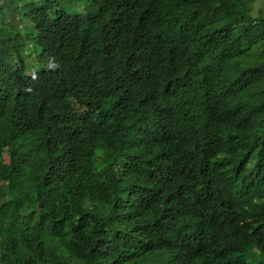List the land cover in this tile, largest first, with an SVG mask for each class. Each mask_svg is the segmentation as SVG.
Instances as JSON below:
<instances>
[{"label": "trees", "instance_id": "1", "mask_svg": "<svg viewBox=\"0 0 264 264\" xmlns=\"http://www.w3.org/2000/svg\"><path fill=\"white\" fill-rule=\"evenodd\" d=\"M0 264H264V0H0Z\"/></svg>", "mask_w": 264, "mask_h": 264}, {"label": "rangeland", "instance_id": "2", "mask_svg": "<svg viewBox=\"0 0 264 264\" xmlns=\"http://www.w3.org/2000/svg\"><path fill=\"white\" fill-rule=\"evenodd\" d=\"M83 7L84 6L78 7L76 9V11H80ZM19 24H20V26L25 27V28H23V31L22 32L25 35L28 43H30L31 46H36L37 49H38V51H40V46L38 45V42H37L36 32H35V29H34V25L30 23L29 24V28H26V26H27L28 23L20 22ZM27 68L29 70V73H31V74L37 71V66L34 65V63L31 62L30 60H28V62H27Z\"/></svg>", "mask_w": 264, "mask_h": 264}, {"label": "clouds", "instance_id": "3", "mask_svg": "<svg viewBox=\"0 0 264 264\" xmlns=\"http://www.w3.org/2000/svg\"><path fill=\"white\" fill-rule=\"evenodd\" d=\"M22 27V26H21Z\"/></svg>", "mask_w": 264, "mask_h": 264}]
</instances>
